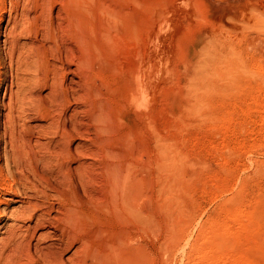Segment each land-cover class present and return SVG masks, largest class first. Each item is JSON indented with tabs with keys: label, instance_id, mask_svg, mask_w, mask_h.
I'll use <instances>...</instances> for the list:
<instances>
[{
	"label": "rangeland",
	"instance_id": "obj_1",
	"mask_svg": "<svg viewBox=\"0 0 264 264\" xmlns=\"http://www.w3.org/2000/svg\"><path fill=\"white\" fill-rule=\"evenodd\" d=\"M9 1L5 0L8 9L0 20L3 55ZM102 1L94 5L92 21L87 19L88 12L72 9L67 0L12 1L18 11L54 5V36L57 34L56 38L49 36L48 28V42L61 40L60 49L75 45L68 53L71 59L77 53L71 61L72 71H66L67 77L74 75L77 83L72 89H76L70 91L69 87L58 94L69 96L71 102L52 99V86L42 85L48 101L33 111L47 123L58 111L69 116L68 110L76 107L79 129L73 135L78 149L74 147L73 155L63 161L81 162L78 190L90 217H83L82 233H77L80 240L85 237L89 251L85 254L79 249L73 264L79 260L82 263L78 264H99L91 251L101 249V244L118 234L133 237L141 247L143 264H206L207 239L224 222L241 233L233 244L235 251L243 252L253 243V264H264V0H106L111 5ZM108 6L123 11V20ZM100 7L107 9L101 12ZM73 11L76 22L69 25L65 19ZM42 23L34 28L40 34L42 28L46 31ZM107 27L110 31L105 38ZM115 34L120 40L113 39ZM63 49L59 54L67 62ZM136 57L149 63L152 71L145 104H134L129 92L128 78ZM8 66L4 59L0 70L7 80L0 83V130L9 99ZM125 167L139 181L137 197L147 219L144 224L135 222L134 226V221L112 210L114 187L109 177L111 171ZM81 184L102 193L93 190L86 194ZM235 210L241 214L240 221L230 216ZM251 212L252 234L240 227ZM79 244L78 240L76 246ZM233 245L215 253L213 264H231L227 258H219V253H233ZM66 249L65 261L74 250Z\"/></svg>",
	"mask_w": 264,
	"mask_h": 264
},
{
	"label": "bare ground",
	"instance_id": "obj_2",
	"mask_svg": "<svg viewBox=\"0 0 264 264\" xmlns=\"http://www.w3.org/2000/svg\"><path fill=\"white\" fill-rule=\"evenodd\" d=\"M12 1L14 0L9 1L10 7L8 19L6 21V26L3 28V41L6 49L4 50V55L0 53V67L3 65L4 59H7L8 67L10 69L9 77L11 78L10 82H8L10 83L9 99H7L8 101H6L7 104L5 105V107L7 106V111L4 115V126L2 130H0V140H3V145L0 147V264H65V262L68 264V261H70V264H73L75 260L77 261L76 257L74 258L75 260L73 257L75 254L78 256L79 253L77 252L79 249H82L85 254L89 251V247L86 244L87 241L84 240L85 237L80 240L77 233H82L80 228L82 229L81 223L83 217H85L84 219H89L90 217V214L86 213L88 208L86 209V206L84 207L83 205L84 200L79 193L81 191L78 190L77 176L79 177V173L81 174L82 171V167H80L81 162L77 161L80 163L79 165L77 162L76 164L74 162L69 163V161H63L73 155V149L75 147L73 130L76 131L79 129V127H77L78 118L76 107H72L71 110H68L70 112L68 114L69 116L65 115V111H58L57 115L53 113L55 116H49L50 118L48 117V121L46 120L47 118L45 119L47 123H43L44 120H40L36 117L34 115L35 112L33 113V111H36L37 106L45 105V102L48 101L41 90L43 86L47 87V84L52 86V99L59 100L60 103L62 102L61 100H70L69 96H62V94L58 96V94L60 93L59 90L64 91L65 93V89L69 87H71L70 91H75L76 89H72L74 85L76 86L74 83H77L74 75L69 78V76H66V71H72L73 63L71 61L77 53L74 51L75 56L71 59L68 53L69 51H71V53L73 52L75 45H63L64 49H60L59 41L61 40L58 41L57 39V43L52 40L53 43L48 42L49 37L47 29L49 28L51 30V32L49 31V36H54V28L56 27H54V22H56L53 16L54 5H45L48 3L46 1L45 4L39 5L40 7H38V10L36 9L37 7L34 8L33 5L32 8L34 10H31L32 8L26 10L23 8L24 10L20 9L21 11H18ZM56 1V3H59L58 1L60 0ZM104 1L107 2L106 0ZM67 2L72 6V9L79 7V9L88 12V20L93 19L91 15L95 9L94 5L103 3L102 0H67ZM0 3V20L2 21L4 18L3 13L8 7L5 4V0H0ZM107 3L110 4L109 1ZM61 6H58V9ZM108 7L114 9L113 13L121 16L120 19L123 20V11L110 6ZM61 8L62 10L66 9L64 6ZM70 9H68V11H70ZM105 9L107 8L100 7L101 12H104ZM71 14L69 17L67 15L68 18L65 20L68 21L67 23L69 25H75L76 12L73 15ZM86 16L84 17L86 18ZM41 21L44 22V24H42L46 27V31L42 28L40 34L34 28L37 27ZM86 24L89 25V22ZM90 26L91 25H89V28H91ZM63 27L64 26L60 28L59 25L60 29ZM109 31L110 29L107 27V31L104 34L105 38H107ZM102 32L104 33V31ZM79 34L78 36L80 37ZM79 37H77V39ZM55 38L53 40H55ZM115 38L120 40V37L117 34L113 35V39ZM74 40L76 41L75 38ZM62 44L64 43L61 41V46ZM62 49L66 54L65 57L70 61H63L62 56H60V54L62 55ZM80 52L78 51V53ZM78 62H82V60L79 59ZM74 64L78 66L79 63ZM151 74L152 71L150 64H146V62L136 57V63L134 68L130 71V76L128 78L130 97L136 101L135 103L133 102L134 104H145L148 100L149 96L147 93L151 88V82L153 80ZM5 80L7 79L4 78V72L2 73L0 70V83H4ZM77 91H79V89H77ZM68 93L70 92L68 91ZM59 101L57 102L59 103ZM46 105L49 106L48 104ZM57 105L59 106L60 104ZM38 116L41 115L38 114ZM80 121L82 120H79V122ZM79 131L83 133L82 130ZM76 132L74 133L76 134ZM76 149H78V147ZM76 153L77 152H75V154ZM78 155H75V157ZM109 167L111 168V165ZM129 171V168L125 167L124 170L115 171L113 174L111 171V175L109 174V183L114 187L112 190L114 195L112 194L111 202L114 204L116 210L113 209L114 207L112 205L110 206L113 207L112 210L115 212L117 211V213H119L124 219L134 221L133 225L136 226V223L144 224L147 219L138 203L139 197H137V195L140 194L138 188L139 181L137 182L136 179H133ZM83 173H85L84 170ZM89 173L91 172H88V174ZM83 176L82 178H84ZM92 180L93 178L91 181ZM94 181L92 182L94 183ZM81 182H83L84 185H87L88 183H84L85 180H82ZM106 182L108 183V181ZM84 185L81 186L82 191L85 188ZM95 185L94 187H96ZM87 189L86 194L93 190L98 192L97 189L94 188L93 190ZM104 191H106V188ZM108 191L110 192V190ZM83 193L85 195V192ZM99 193L101 194L102 192L99 191L98 194ZM93 194L95 193H92V195ZM97 199L100 200V198ZM105 199H103L104 203H106ZM108 201L109 200H107V202ZM14 203H17V205L12 206ZM92 206L93 205H91V208ZM97 208H100V206ZM100 209L101 211L103 210L102 208ZM92 210L95 209L92 208ZM108 212L110 211L108 210ZM108 212L105 213L107 214ZM230 216L235 221H240L242 219L240 212L237 210L231 212ZM247 216H249V218L247 217L248 220L244 223L242 222L240 227H245L248 230V233L252 234L253 212ZM179 225L183 226V224H178V228L181 229L182 226L179 227ZM78 230L79 232H77ZM92 231L93 229L90 232ZM243 234L246 236L245 233ZM239 235H241V233L237 229H231V226L226 222L220 224L215 231V235L207 239L209 254L206 252V264H213V256L215 253L220 252L226 247H231L235 240L239 238ZM132 239L133 237H129V234L126 235L125 238L124 236L119 237L118 234V237L113 240L101 244V249H98L97 247L98 250L94 251L96 249L94 247V250L91 251V256L95 261L99 262V264H143L141 247L138 244H135ZM78 240L80 241V244L79 246H76ZM65 246L74 249L72 250V255L68 257L69 260L66 261L64 257L66 252ZM233 249V253L227 252L224 256H221L219 253V258H227L231 261V264H253V254H256L253 250V243H249L243 252L235 251V246ZM79 262L76 263L78 264ZM80 263H82V261Z\"/></svg>",
	"mask_w": 264,
	"mask_h": 264
}]
</instances>
